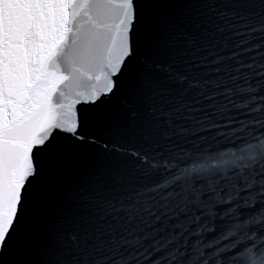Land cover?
Masks as SVG:
<instances>
[{
	"label": "snow or ice",
	"instance_id": "1",
	"mask_svg": "<svg viewBox=\"0 0 264 264\" xmlns=\"http://www.w3.org/2000/svg\"><path fill=\"white\" fill-rule=\"evenodd\" d=\"M0 264H264V0H0Z\"/></svg>",
	"mask_w": 264,
	"mask_h": 264
}]
</instances>
